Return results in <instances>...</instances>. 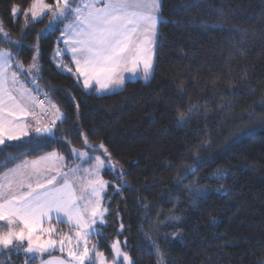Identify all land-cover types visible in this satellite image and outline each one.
Segmentation results:
<instances>
[{
  "label": "trees",
  "instance_id": "1",
  "mask_svg": "<svg viewBox=\"0 0 264 264\" xmlns=\"http://www.w3.org/2000/svg\"><path fill=\"white\" fill-rule=\"evenodd\" d=\"M30 3L0 0L4 29L22 42L0 48L19 52L27 67L38 46V80L67 116L56 136L84 149V133L123 169L120 180L104 172L100 249L111 258L120 240L135 264H157V246L164 264H264V0H162L154 74L111 94L87 91L58 66L68 21L38 39L51 14L29 17L27 28L23 11L12 15L13 5ZM63 59L71 64L68 54ZM71 146L52 137L9 142L0 147V172L53 150L70 162ZM9 155L18 159L7 162ZM26 261L40 262L23 252L0 256V264Z\"/></svg>",
  "mask_w": 264,
  "mask_h": 264
},
{
  "label": "snow or ice",
  "instance_id": "2",
  "mask_svg": "<svg viewBox=\"0 0 264 264\" xmlns=\"http://www.w3.org/2000/svg\"><path fill=\"white\" fill-rule=\"evenodd\" d=\"M20 11L24 14L25 28L29 25V17L35 23L51 14L38 39L47 32L56 31L57 24L68 21L61 30L65 50L62 52L58 48L56 58L62 59L63 54L70 53L75 68L73 70L67 64L58 66L73 73L78 80L82 77L86 90L121 89L126 80L124 73L135 76L139 70L145 81L152 75L160 0H52L51 3L31 0L27 9L17 5L11 8L13 16ZM0 43L16 48L22 44L10 38L2 21ZM36 53L25 67L19 52L0 48V146L23 138L39 145L47 142L49 137L61 140L67 146L72 144L67 136H56L58 122L65 123L67 116L36 84L41 71L38 46ZM21 75L26 76L34 88L26 87L20 80ZM33 91L44 98L34 96ZM193 110V106L188 109L189 112ZM178 119L181 123L186 122L185 113H178ZM79 135L83 138L84 150L71 146L70 153L88 163L87 168L83 163L69 166L67 158L53 150L33 160H21L0 172V222H4L0 228H6L0 230V250L35 256L56 247L63 252L69 245V264H107L104 253L98 251V244L90 245L89 242L99 234L97 228L105 223L108 212L104 198L110 182L103 178L102 171L105 168L115 171V164L103 143L93 145L86 134ZM100 150L101 154L90 155ZM16 159L18 157L9 155L7 162ZM0 167H6V164ZM194 170L189 167L185 175H191ZM116 179H122V174L118 173ZM182 180L179 178L178 182ZM53 221L68 224L70 229H75L74 236L55 238L60 230L52 226ZM45 224L48 227H44ZM155 250L157 264H164L159 247ZM111 251L113 264H135L119 240L112 243ZM42 264H65V261L48 260Z\"/></svg>",
  "mask_w": 264,
  "mask_h": 264
},
{
  "label": "rangeland",
  "instance_id": "3",
  "mask_svg": "<svg viewBox=\"0 0 264 264\" xmlns=\"http://www.w3.org/2000/svg\"><path fill=\"white\" fill-rule=\"evenodd\" d=\"M49 2V1H48ZM50 3V2H49ZM161 10H162V0H160V11H159V17H160V22H161ZM47 15H45L44 17H46ZM43 17V18H44ZM42 18V19H43ZM160 22L157 24V35H156V38H155V42H154V44H153V54H152V59H153V72H152V75L154 74V70H155V64H156V55H157V47H158V39H159V29H160ZM61 41L63 42V38L61 37ZM65 45V44H64ZM64 47V46H63ZM65 50V48L63 49H61V51L63 52ZM65 54H68L69 55V57H70V59H71V56H70V53H65ZM65 54H63V56H62V59H57V63L58 64H67L69 67H72L73 68V70H74V68H75V65L74 64H72V62H71V64H69V63H67L64 59H63V57H64V55ZM60 69H62V70H64V71H66V72H68L65 68H63V67H60ZM124 75H125V77H126V80H125V84H124V86L121 88V89H117V90H115V91H105V92H101V94H111V93H115V92H118V91H121V90H123L124 89V87L126 86V84H127V82L128 81H130V80H136V79H143V74H142V72H140L139 70H138V72H137V74L135 75V76H133L131 73H124ZM152 75L150 76V77H152ZM20 80H21V82L22 83H24L25 84V86L26 87H28L29 89H32V88H34V85L32 84V83H30L29 82V79L26 77V76H24V78H22V76H20ZM80 81L82 82V77L80 78ZM36 84H38L39 85V87H40V89H42V90H44L43 89V87H42V85L40 84V82H39V80H37L36 81ZM91 90H93V88L92 89H88L87 91H91ZM45 91V90H44ZM33 95L34 96H39V98L40 99H43L44 97L42 96V95H40V94H38L37 92H35V91H33ZM62 111V110H61ZM63 112V111H62ZM59 123V122H58ZM81 150H84V149H81ZM101 152H102V150H100V151H98V152H95V153H90V155H99V154H101ZM109 152V151H108ZM36 159V158H35ZM33 160V159H32ZM111 162L113 163V160H112V158H111ZM83 162L80 160V159H76L75 157H73L72 159H71V161L69 162H67V164L69 165V166H75V165H78V164H82ZM89 165H88V163H83V167L84 168H87ZM106 169L107 168H105L103 171H102V175H103V178L105 179V177H104V172L106 171ZM116 174H118V173H123V169H122V167L120 166V165H115V171H114ZM106 180V179H105ZM107 181V180H106ZM107 190H108V188H107ZM107 190H106V193H107ZM105 198H106V194H105ZM105 198H104V206L107 208V206L105 205ZM107 216H108V212H107V214H106V221H107ZM106 221H105V223L103 224V225H105L106 224ZM103 225H99L98 226V228H97V231H98V233H100L101 232V226H103ZM54 228H57V229H59L60 230V233H59V235L58 236H56L55 238H57V239H59L60 238V236H63V235H69V234H71V235H73L74 236V234H75V229H70V227H69V229H63L61 226H59V225H56V226H53ZM97 235H95V236H93L91 239H90V245L91 244H93V243H95V244H98V246H99V242H98V240H96L95 239V237H96ZM120 241V240H119ZM73 243H75V241H73ZM121 246H122V243H121ZM69 247V245H66L65 246V250L62 252V251H60V249H59V247H56V248H54V249H49L48 250V252H45L43 255H35V256H31V255H29V258L31 259V260H33V259H39L40 260V262L38 263V264H42V261L43 262H46V261H48V260H54V261H57V260H64L65 261V264H69V261H70V258L68 257V253H67V248ZM124 250V249H123ZM7 250H0V256L3 254V253H5ZM12 251H15V250H12ZM98 251H100V252H103L104 253V256H105V258L107 259V264H113V254H112V257L110 258V256L105 252V251H103V250H101L100 249V246L98 247ZM125 251V250H124ZM8 252V251H7ZM112 252V251H111ZM53 253H59V254H57V255H53V256H49V255H51V254H53ZM128 253V252H127ZM129 254V253H128ZM93 255H94V253H93ZM129 256L131 257V255L129 254ZM132 258V257H131ZM133 260V259H132ZM117 264H122V262H117Z\"/></svg>",
  "mask_w": 264,
  "mask_h": 264
},
{
  "label": "crops",
  "instance_id": "4",
  "mask_svg": "<svg viewBox=\"0 0 264 264\" xmlns=\"http://www.w3.org/2000/svg\"><path fill=\"white\" fill-rule=\"evenodd\" d=\"M63 49L65 48V45H64V42H63ZM23 78V77H22ZM93 89H95V88H93ZM96 90V89H95ZM99 94H101V92H98ZM24 139V138H23ZM10 142H12V141H10ZM7 143H9V142H7ZM1 147V146H0ZM51 152V151H50ZM68 162V160L66 159V163ZM55 221H53V224H52V226H56L57 224H55L54 223ZM0 223H3L4 224V222H0ZM66 224V223H65ZM66 225H68V224H66ZM69 226V225H68ZM44 227H48V225L47 224H45L44 225Z\"/></svg>",
  "mask_w": 264,
  "mask_h": 264
}]
</instances>
